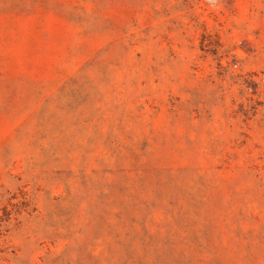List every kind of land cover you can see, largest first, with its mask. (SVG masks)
Returning a JSON list of instances; mask_svg holds the SVG:
<instances>
[{"label":"rangeland","instance_id":"374dc122","mask_svg":"<svg viewBox=\"0 0 264 264\" xmlns=\"http://www.w3.org/2000/svg\"><path fill=\"white\" fill-rule=\"evenodd\" d=\"M0 264H264V0H0Z\"/></svg>","mask_w":264,"mask_h":264}]
</instances>
